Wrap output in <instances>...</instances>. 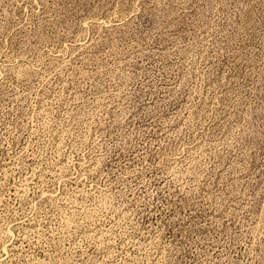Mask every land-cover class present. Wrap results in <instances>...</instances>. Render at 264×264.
<instances>
[{
  "label": "rangeland",
  "instance_id": "1",
  "mask_svg": "<svg viewBox=\"0 0 264 264\" xmlns=\"http://www.w3.org/2000/svg\"><path fill=\"white\" fill-rule=\"evenodd\" d=\"M0 264H264V0H0Z\"/></svg>",
  "mask_w": 264,
  "mask_h": 264
}]
</instances>
